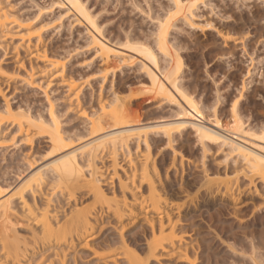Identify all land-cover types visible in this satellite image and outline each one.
Returning <instances> with one entry per match:
<instances>
[{"label": "rangeland", "instance_id": "374dc122", "mask_svg": "<svg viewBox=\"0 0 264 264\" xmlns=\"http://www.w3.org/2000/svg\"><path fill=\"white\" fill-rule=\"evenodd\" d=\"M80 1H82L83 6L85 5L84 7H86L96 22L99 28L97 32H100L101 36L112 43L117 42V46L119 45V47L125 49L124 59L117 60L118 67L114 68L113 73L109 70L110 72L106 74L104 67H102L104 65H102L101 59L96 56L95 46L91 41L93 33L91 25L86 24L84 21L77 24L78 16L74 15L73 11H70L71 8L65 0H0V7L8 11L11 19H16L20 24L24 25L22 28L18 27L19 29L15 27L21 34L31 30V32L36 34L40 33L42 38L41 44L37 42L38 39L36 38H32L30 43L27 40H23L24 42L19 41L21 40L19 38L21 35L17 33L18 30L16 29L15 33L12 31V35L10 34L12 38H10V35L9 37H2L5 35L0 33V69L3 72V74H0V111H3L6 107L12 108L13 113L23 123V130L13 120H6L0 128V184L3 186L0 200L10 197L25 180L47 161L68 152V150L63 149L57 151L50 149L49 132L36 134L30 140L26 138L28 133H34L35 130L31 129L28 131L29 117L36 124H39L41 120H45L46 124H48L50 123L51 115H53L58 119L59 129L63 134L75 135L81 133L78 136L80 140L74 141V145L85 143L91 136L85 132L87 119L84 115L82 117L81 112L91 116L93 112L100 111L101 104L112 103L109 101L113 94L117 96V93H120L121 97V93L127 95L131 91L134 92L141 82L142 84L145 82V85L150 84L144 62L153 70L156 66L146 62L141 54L126 48L125 45L130 44L131 40L134 42L131 44H135L136 39H138L137 42H141L139 44L143 42V45L149 46L153 49L152 51H155L159 63L157 67L160 66L162 70L163 67L167 69L169 67L168 63H171L169 62L170 56H165L160 52L156 40L160 22H164L163 20L168 16L166 14H168L169 10H172L174 0ZM195 5L194 10L192 9L193 12H191L193 13L191 15L193 23H189L188 26L182 19L178 18L180 20L178 21L176 18L177 20L173 21V24L176 25L174 27L173 25L171 26V33H169L168 37L173 47L170 46L171 51L177 52L182 59V68L178 79L179 84L185 88L186 92H184L186 95L190 94L193 97H191L192 99L195 98L197 100H195L196 103L205 113V121L209 122L208 120L212 119L210 122H214L218 118L219 120L222 119L221 123L224 129L221 124L217 127L211 125L213 128H217L214 129L230 133V129L226 128L229 123L227 121L231 122L228 124L230 126L232 121L239 116L238 119L246 129L248 128L252 132H257L256 134L258 132L261 134V130L264 127V0H198ZM219 32L222 34L227 33L233 40L225 43ZM16 33L18 36L15 35ZM124 35H130V41L127 44H124L123 40H128L129 36ZM241 35L244 38L239 39ZM117 38L119 39L117 40ZM25 43L30 45L29 48L25 46ZM37 50L45 51L51 58L61 60L60 71L62 68L64 69L63 75L55 77V69L47 68L44 66L46 65L45 62L32 56ZM63 77H72L75 80L77 83L75 88H77L76 92H78L76 96L72 94L74 89L72 92H70L71 90L68 92L66 86L62 84ZM140 84L139 86L142 85ZM144 84L142 85L143 87H145ZM139 88L134 93L131 92L132 95L130 96L138 93L137 91H141ZM141 94V100L137 101L136 105V102H134L133 106H131L133 111L136 108L139 109L141 121H136L135 125L155 126L177 122L186 117L178 109V101L171 102L169 100V103L167 100L168 103L166 101L164 102L165 104H160V106L158 102L161 103L164 100L159 101L157 100L158 98L155 100L151 98L150 100V97H152L150 93L151 96H148L146 92H143V96ZM178 99L180 100V98ZM112 101L114 100L112 99ZM213 108H216V111ZM212 112H217L218 116L214 121ZM136 114L138 115V113ZM234 114H236V117ZM37 116H40V119L37 120ZM139 118L137 117V119ZM31 126L36 127L35 125ZM151 133L149 134L150 137L148 136L152 145L150 155L152 159L153 157L156 158L154 159L155 162L154 160L152 161L157 163L155 165L160 170V176L164 177L162 178L163 181L169 184L163 192H168L166 195L170 196L171 200L177 202L180 200V204H186L183 206V212L179 213V215L182 213L180 216L177 215V212L175 214L170 212L174 214L171 217L175 219L178 217L182 218V221L178 223L179 225H176L177 228L175 227L174 232L177 235H182L181 237L183 238L181 240H184L181 243L179 240L180 244L176 241V244L181 245L183 243L181 245L183 247L184 244L190 243L188 240H191V243L194 244L198 240L197 242L200 245L196 243V248L191 243V245H188L193 257L199 249V255L197 256L199 260L197 259L196 264H208L207 258L210 254H213V258L216 261H213V264H235L236 262L238 264H251L255 257L264 258V183L257 180V178L252 183L250 178H248L250 176L242 175L243 177L240 176L239 183H235L237 186L233 185L232 194L225 196L221 192H216L210 197L207 194L206 187H203L204 189L201 187L200 183L202 180L198 181V183L194 180L198 179L199 175H203L202 163H206L205 166L207 167L205 168L207 169L213 166L215 171H209L208 173L211 176L218 174L216 176L222 179L224 177H232L231 169L228 173L229 176L225 172L229 162L230 166L231 164L235 166L233 163L235 159L232 160L233 157L228 158L226 150H219L223 149V147H211V149L208 148L204 152L201 141L190 127L182 130L181 133L176 132L174 140L170 143H167L165 139H161L164 134L161 133V135L159 132V136L156 132L157 135ZM253 141L264 147V142ZM133 148L132 153L130 152L131 156L119 154L118 174L120 176H117L125 177L123 175L126 173L128 175L133 165L140 166V161L143 162L142 154L145 151L147 152L145 144L142 143L139 148ZM141 151L144 152L141 153ZM130 158L133 160L130 161ZM223 158H227L230 161L227 163ZM202 159L203 161L206 160V162H203ZM111 160L108 154H100L95 167L106 177L105 179L102 176L103 180L105 179V183L102 182V185L107 195L109 197L116 195L117 197V195L121 196L122 193L120 187H118L119 185H117V178L119 177L109 178L113 173ZM132 161L136 163L134 162L135 164H133ZM238 163L240 165L241 162L239 161ZM124 168L128 172L124 171ZM86 174L89 176V172H86ZM199 179L201 178L199 177ZM181 180H183V185ZM246 183L251 185V187ZM180 185L183 187L180 188ZM215 186L214 188L216 189ZM51 187L53 186L43 187L41 191L34 193V198L31 195L32 193H27L26 197L37 205H43L49 200L51 209L57 208V217H61L60 219H63L65 211H69L70 206L73 207V205L77 204L78 207H81L86 204L91 205L93 202L95 204V198H92L93 194L88 192L87 187L77 189L76 195L71 200H67L57 186L54 190ZM198 188H200L199 193ZM141 189L144 193L147 191V186L145 185ZM256 189H258L257 193ZM136 190L140 192V189L136 188ZM195 190H197L196 193H198L199 197L194 195ZM185 193L190 194V196L193 194L195 198L193 199L192 197L190 200L191 197H187L188 195ZM185 198H188L191 203L188 199L186 201ZM14 200L17 206L15 210L16 216L10 218L7 225L14 227L19 236H25L26 240L24 241L29 242L30 240L31 242L32 232L38 229V225L36 227L35 221L27 218L28 216L26 217V212L23 211L19 200ZM182 200L184 201L183 203ZM193 200L195 203H193ZM97 206L96 213L99 211L97 215H100L99 218L95 216L98 221L95 219V224L87 233L88 236L86 234L85 237L82 236L78 241L75 239L76 241L73 242V245L69 244V248L63 249V254L66 256L65 260H67L66 263L116 264V260H119L117 263L125 264V259H121V261L117 259L119 253L115 247L113 248V244L120 241L119 237L121 235H124L127 243L129 242L130 249H136V251L147 249V243L151 240L152 233L150 225L146 223L148 221L144 217L151 216L152 218V214L148 215L138 211L135 216L123 217V222L120 220L121 222L119 221V223L117 218H114L106 210L107 208L103 210V213L100 212L99 204ZM153 217L156 218L157 215L154 214ZM125 224L127 226L123 227L124 231L121 234L120 225L124 226ZM169 229H171L170 226L167 231ZM9 230L8 232L10 233ZM176 237L178 239L179 235ZM219 237L224 238L223 241L226 240L227 242L221 241L222 239L220 240ZM248 238L252 239V241ZM146 239H148V242ZM185 239L187 240L185 241ZM111 241L113 242L109 243ZM228 242L232 246L234 244V248L239 250H233L231 245L230 250ZM253 242L254 244H252ZM116 245H118L116 248L120 247V243H116ZM252 245H258L256 246L257 249L252 247ZM52 246L51 249L50 246L41 248L40 246L36 247L31 242V244H28L29 250L20 258L18 263H56L58 260L56 252H61L60 248L66 247V245L56 249L55 244ZM193 247L196 249L195 251H193ZM252 248H255V250L253 249L254 257L251 256ZM243 249L244 252L248 253H244V255L242 253ZM112 250H116L115 253ZM261 251H263L262 254ZM163 252L166 253L167 251ZM163 252L160 251V253ZM256 253L258 256H256ZM4 254L5 249L0 239V258L4 260L5 264L17 263H13L12 259L5 261ZM63 254L61 253L62 258ZM170 258H162L161 263L158 264H189L177 261L179 257H174L175 259L172 257L173 259L171 258V260ZM235 260L236 262H234ZM52 261L54 262L52 263Z\"/></svg>", "mask_w": 264, "mask_h": 264}, {"label": "bare ground", "instance_id": "6f19581e", "mask_svg": "<svg viewBox=\"0 0 264 264\" xmlns=\"http://www.w3.org/2000/svg\"><path fill=\"white\" fill-rule=\"evenodd\" d=\"M65 1L70 6L71 8L70 11H73L75 13L74 15L78 16V19L76 22L77 24L81 22L83 23L84 21L86 24L91 25V28L93 31L91 35V41L93 45L95 46L96 56L100 58L103 63L102 65L104 66L102 67H104V72L106 74L110 71L112 72L114 68L118 67L117 60L124 59L125 49L119 47V45L117 46L116 45L117 42L112 43L105 37L101 36L100 32L99 33L97 32L99 28L96 25V22L93 20L92 16L90 15L89 11L86 9V7H84L85 5L83 6L82 1L80 0H65ZM196 1L198 0H174L173 1L174 5L172 7V10L171 11L169 10L168 14H166L168 16L163 20L164 22L162 21L160 22V25H159L160 29H158L159 32H158L156 41L158 43L157 47L160 49V52H162L165 56H168V55L170 56L169 62L171 63L170 64L168 63L169 67L167 69L163 67V70H162L160 66L157 67L159 63L157 61L158 59H157V55L155 51H152L153 49H151L149 46L148 48L147 46L143 45V42L142 44H139L141 42H137L138 39H136L135 44H131V43H134L133 40H131L132 42L129 44L128 41H130L131 34L128 35L129 39L125 38L128 40H123L124 44L128 43V45H125L126 48H129L131 50L136 51L138 54H141L144 57V60H146V62L152 64V66L155 65L156 66L155 68L157 69L153 67L154 68L153 70L151 67H149L148 64L144 62L145 69L147 70V78L150 80V84L146 83L148 85H145L144 84L145 82H143L145 86L143 87L142 82H141L142 85L139 83L141 86H139V84L138 86L141 88H139L138 86L135 88L136 90L138 88L141 89L142 92L137 91L139 94L135 93L133 96H130L132 95L131 94L132 92L131 89L133 88L132 87L130 89L131 92L128 91L130 92L129 94H127L128 96L125 95L124 93H121V97L124 96L121 98L120 93H117V96L113 94L111 100L109 101L112 103L101 104L100 111L93 112L91 116L87 115V113L85 112L83 113L81 112L82 117L84 115L85 118L87 119V121L85 120L87 122L85 132L89 136H91L87 142L74 145L73 144L74 141L80 140L78 136L81 135V133L75 134V135L63 134L62 131L59 129L58 119L53 115H51L52 117H51L50 123L47 122L48 124H46L45 120H41L39 124H36V122L32 120L31 117H29L28 131H30L31 129L33 130L35 129V130H34V133H30V134L28 133L26 138L30 140L36 134H42L44 132H47V133L49 132L50 136L48 135L49 136L48 138H49V143L51 144L50 149L53 151L63 149V150H68V152L47 161L42 167H40L35 173H33L27 180H25L23 184L18 189H16L10 197L4 200H0V239L3 242V248L5 249V254H4V258L6 259L5 261H7L8 259H12L13 263L17 262L16 264H19L18 262L20 261V258L24 256L25 253L29 250L28 244H31L32 242L36 247L40 246L41 248H43L45 246H50V249L54 247L52 246L54 244H55V249L60 248L62 245H66V247L63 246L61 247L62 249L60 248V251L62 250L61 252L57 253L56 250L55 252H56V256H58V260L56 259L58 264H68L66 263L67 260H65L66 256L63 254L64 252L63 249L67 248L69 244L73 245L74 244L73 242H75L76 240L78 241V239L79 238L81 239L82 236L85 237V235L92 229L93 224H95L94 222L95 219H97L98 221V218L100 215V214L97 215L99 211H97L96 213V210L98 208L97 205L99 204L100 206L99 209L101 210L100 212H103V210L107 208L106 210L110 212V214L113 215L114 218H117L118 222L120 220L121 221L124 220L123 217L127 218L125 216H128V217L129 215L135 216L136 213H138V211L148 214V215L152 214V218L151 216L144 217L146 221H148L146 223L147 224L149 223L148 225H150V229L152 233V237L150 236L151 240H149L148 242V239H146L148 242L147 249H144L142 251H138V250L136 251V249L135 250L130 249L131 246L129 245V242L127 243V241L124 239V235H121V237H119L120 241L116 242V243H120L119 245L120 247L116 248V246H118L116 245V243L113 244L114 246L112 245L113 248L115 247V249L118 251L119 255L117 256L118 257L117 259H120V261L121 259L122 260L125 259V262H126L125 264H154V263L158 264V263H161L162 258L168 257L169 259V257L171 258L179 257V259L177 258V261L179 262L196 264V262L199 260L197 257L199 255L198 254L199 249L196 251L197 255L194 254V257H193V255L191 254V250L188 246L191 243V240H188V242H190L189 244L185 242L187 245L184 244L185 246L183 245V247L181 246L183 243L181 245H178L184 239L181 240L183 237H181L182 235L180 236V234L178 235L181 238L179 239L178 237L177 239L176 236L178 235L174 231H175V227L177 228L176 225L182 221V218L178 217L175 219L171 217V215H174L175 212H177V215H179L181 211L183 212V208H184L183 206H185L186 204L185 203H184L185 205L180 204L179 203L181 202L180 200L179 202L171 200V197L166 195L168 192L167 193L163 192V190L167 188L169 184H167L166 181H163L162 178L164 177L160 176V170L156 166L157 163H154L155 162L154 159L156 158L155 157H153V159L151 158L150 154H151L152 145L149 140L150 139L149 134L151 132L153 134L155 132L158 134L159 132L160 134L161 133L164 134V135L161 134L163 136L161 137V139L163 140L165 139L167 140V143H170L171 141L174 140V135L176 134V132L181 133L182 130L190 127L192 128V130H194L199 140L201 141L202 149L204 150V152L207 151L208 148L211 149V147L212 148L213 147H223V149L221 148L219 150L221 151L226 150L228 158L233 157L232 160L235 159L233 162L235 166H233L232 164L230 166V162H229L230 160H228L227 158L226 159L223 158L224 160L227 161V163L229 162L226 167L227 170L225 173L229 176L228 173H229V170L231 169L233 174H232V177H226V178L224 177L222 179L217 177L218 174H216L217 176L216 175L211 176L210 173L208 172L215 171L213 166L212 168L207 169L205 168L207 167L205 166L206 163H202L203 164L202 166L203 175L202 176L199 175L197 177L198 179H194V180L197 181V183L198 181L202 180V182L200 183L202 185L201 187L202 188L206 187V190L208 192L207 194L208 196L210 195V197L213 194H216V192H219V193L221 192L225 196L232 194L231 191L233 192L232 190L234 188L233 185L236 182L239 183L238 181L240 180V176L242 175L250 176L248 178H250V181L252 183L256 181L255 178H257V180L264 183V147L260 146L259 144L253 141V140H256V141L264 142V127L261 130V134H259V132L258 134H256L257 132L255 133V132H252V130H248V128L246 129V127L243 126V123L238 119L239 116L236 117V114H234L236 118L232 121V124L228 126V124L231 123L230 121H227L229 122L227 125L225 124L227 126L226 128H228V130L230 129V133L229 132L226 133V131L216 130L217 129L216 127L220 126L219 124H221V126L223 127V124L221 123V120H222L221 118H220L221 120H219L218 118L214 121V119L218 117L217 112H212L214 114L213 115L214 122H210V120L212 119L208 120L209 122L205 121L206 119L204 116L205 113H203L198 103H196L197 100L195 98L192 99L193 97L190 96V94L186 95L185 93L186 91L184 90L185 88L179 84L178 79H179V72L181 71V68H182L181 67L182 59L177 52L171 51L170 49L171 43L168 37L170 35L169 33H171L170 31L171 26L173 25L174 27L176 25V24L175 25L173 24V21L176 18L182 19V21L187 23V25L189 26V23L192 22L191 15L193 13L191 12H193L192 9L195 8L194 6H196L195 5ZM246 1H250V0H246ZM178 21L180 20L178 19ZM23 26L24 25L20 24L16 19H11V15L8 13V11L5 10L3 7H0V33L2 35L3 34L5 35L2 37H9L10 34L12 35L11 33L12 31H14L13 33H15V29H16L15 27L22 28ZM12 28L14 29L12 30ZM17 33H20L19 30L17 31ZM17 33L15 35H17ZM11 35H10V38H12ZM19 35H21L19 36V38H21V40L19 41L27 40V42L30 41L31 43L32 38H36L38 39L37 42L39 44L42 43V38H41L40 33L36 34L35 32H31V30H28L26 33L23 32L22 34L20 33ZM17 36H14V37H17ZM124 36H127V35H124ZM220 36L222 40L225 41V43H228L227 41L233 40L230 37V35H228L227 33L225 34L221 33ZM242 38L244 37H242L241 35V38L239 39H242ZM118 39L119 38H117V40ZM25 46L29 48L30 45H27V43H25ZM32 56H35L39 60H42L43 62H45L46 65L44 66H46L47 68L49 67L51 69H55L56 70L55 77L59 75L61 76L63 75L64 69L62 68L60 71V67L62 64L61 60L57 58H51L50 56H48L47 53H45V51L42 52L38 50L34 52ZM102 67L101 69L103 70ZM0 74H3L1 69H0ZM62 82H63L62 84L66 86L68 92L69 90H71L70 92H72V90L74 89L75 93L73 92L72 94L74 96L78 94V92H76L77 88H75L77 83L72 77H67V78L63 77ZM143 92L144 93L146 92V94L148 93V96L150 94L152 95V97H150V100L151 98H154L153 100L158 98L157 100L159 101L164 100L161 103L158 102L159 105L160 104L163 105V103L166 102L167 100L168 101L170 100L171 102L178 101V106H179L178 109L186 117H183L184 119H181L180 121H177V122L163 123V124H158L155 126L135 125L136 121H141V119L139 118L140 117L139 116L140 114L138 111L139 109L136 108L137 111L135 110L136 111L135 112L132 110L131 106H133L134 102H136L135 103L136 105L137 101L141 100L140 93L143 94ZM142 94L141 96H143ZM187 96H190V97H187ZM178 98H180V100ZM112 99L114 101H112ZM213 109H215L214 111H216V108H213ZM136 113H138V115ZM37 117H36L37 120L40 119L39 118L40 116H37ZM137 117L139 119H137ZM19 119L20 118H18L16 114L13 113L12 108L6 107L3 111H0V128L2 127V124L6 120L8 121L13 120L14 122L18 123L19 128L23 130V123ZM31 125H35L36 127H33ZM49 125H52V126H49ZM211 125L216 126L214 127L216 129H214ZM156 133L154 135H157ZM250 139H253V140H250ZM142 143L145 144V148H147V152L145 150H144L145 152L141 151V153L144 152L142 154L143 158L141 156L143 160V162L140 161L141 165L140 166L136 165L135 164L136 162L134 161L135 162L134 163L132 161V163L135 164L136 166L133 165L132 170L129 172L130 174L128 173L127 175V173L125 174V172H123L125 174L123 176L125 177H122V176L119 177L120 176V174H118L119 154L120 153L122 155L128 154L125 156H131L130 154L132 153L131 151L134 149L133 147L139 148ZM100 154H108L112 159L111 169L113 171L112 170L111 171L113 173L111 174L110 172L112 176L110 174H109L110 176L109 175L108 176L109 178L112 177L113 179L115 178L114 176H116V178L119 177L117 178L118 180L117 185H119L118 187H120V190L122 193L121 196L119 195L120 197L118 195L117 197L116 195H114L113 197H109L107 195V192L103 188L102 182L105 183L106 177H104L103 173L97 170V168L95 167L97 158L99 157ZM131 160L133 159L130 158V161ZM152 160H154V162ZM204 161L206 162V160ZM239 161L241 162L240 165L238 163ZM124 171H127V169H125ZM86 172H89V176L86 174ZM167 174L168 173H166V175ZM102 176L105 178L104 180ZM199 177L201 179H199ZM213 177L217 179H214ZM182 181L183 180H181V184H182ZM145 185L147 186V191L143 193L141 187L143 188ZM214 185H216L215 186L216 189L214 188ZM48 186L49 187L53 186L51 187L52 190H54L57 186L61 194H64L67 200H71L72 197L76 195L77 189H80L81 187H87L88 192L89 193L91 192L94 196V197L92 196V198L93 199L95 198V204L93 202V204L91 205L86 204L81 207H78L77 204L73 205V207L70 206L69 211H65V214L63 213L64 214L63 219H60L61 217L60 218L57 217L58 216L57 208L54 207V209H51V203L49 200H47V202H45L43 205H37L35 202L32 203L33 201L31 202V199L26 197L27 193H30V194L32 193L31 195L33 197L34 193L39 192L43 189V187L47 188ZM234 186H237V185L235 184ZM249 186L251 187V185ZM181 187L183 186L180 185V188ZM136 188L138 190L140 189V192L142 193L137 191ZM186 188L188 189V187ZM2 189H3V186L0 184V194L3 192ZM197 190L199 193L200 188H198ZM197 190H195L194 195H196V197H199L198 193H196ZM257 191L258 189H256V193ZM187 195H188L187 197L190 196V194H187ZM190 197H191L190 198L191 200L193 197V194ZM194 198L195 197H193V199ZM14 199L19 200V204L21 205L23 211L26 212L25 213L26 217L28 216L27 218H29L30 220L33 219V221H35L36 227L38 225V229L33 230V232L30 231L32 232V235H31L32 237H30L32 238V241L30 242L29 240L30 243L28 241H24L26 240L25 236L24 237L19 236V234L17 233L14 227H9L7 225L9 219L16 216L15 210L17 206L15 205ZM187 199L188 198H185L186 201L189 200ZM222 199L224 198L222 197ZM183 200H182V203L184 202ZM193 203H195L194 200H193ZM195 206L197 207V205ZM170 212L174 214H171ZM154 214L157 215L156 218L153 217ZM95 216L98 218H95ZM120 226H119L120 227L119 230H121L122 232L120 233L123 234V231H124L123 227L127 226V224H125L124 226L122 225ZM169 226L171 227V229L167 231ZM8 230L10 231V233L8 232ZM219 238L220 240L222 239L221 237ZM223 239L221 241H223ZM179 240H180V243H179ZM186 240L187 239H185V241ZM250 240L252 241V239ZM176 241H178V244H176L177 243ZM197 241L196 243H198ZM224 241L227 242L226 240ZM112 242L113 241L109 243H112ZM243 242H246V241H243ZM191 244L195 247L194 243H191ZM227 244H228V247L231 245L229 244V242ZM235 244H236V241H235ZM252 244H254V242ZM231 246L229 247L230 250H231ZM256 246L252 245V247H255V248ZM195 248L193 251L196 250ZM232 248L235 251L239 250L238 248L237 249L234 248V244ZM255 248H252L251 251H253V249L255 250ZM115 251L112 250V252L114 253ZM160 251L161 252L167 251L166 253L163 252L166 255H164L163 253H160ZM262 252L263 251H261V254ZM61 253L63 254V258H62ZM242 253L247 254L248 252L246 251L244 252V249H243ZM251 254L250 255L252 257L255 256L253 255L254 251L251 252ZM256 256H258L257 253H256ZM255 258L253 259V261L252 259H250L252 261L251 264H264L263 257L261 258L258 257L256 259ZM207 259L209 262L208 264H213V261H215L213 258V254L208 255ZM118 261L116 260V264H119L117 263ZM53 262L54 261H52V263ZM57 262L56 263L54 262V263L57 264ZM234 262H236V260ZM0 264H5L4 260H2L1 258H0ZM235 264H238V263L236 262Z\"/></svg>", "mask_w": 264, "mask_h": 264}]
</instances>
